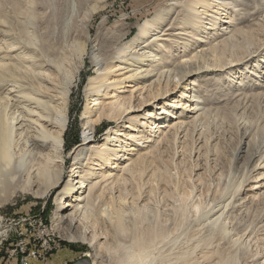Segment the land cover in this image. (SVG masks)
<instances>
[{
  "label": "bare ground",
  "instance_id": "bare-ground-1",
  "mask_svg": "<svg viewBox=\"0 0 264 264\" xmlns=\"http://www.w3.org/2000/svg\"><path fill=\"white\" fill-rule=\"evenodd\" d=\"M231 1L236 0H171L144 22L129 44L91 48L96 74L85 86L90 102L83 112L82 140L66 156L73 158L66 175L65 134L77 74L66 65L64 49L46 46L52 30L42 34L37 0L23 1L14 21L0 23V194L20 191L43 199L55 193L54 227L65 240L90 245L98 264H238L233 244L250 241L254 231L235 220L240 199L224 198L226 205L194 215L187 251L167 244V253H161L172 232L143 216L140 202L122 190L144 171L151 173L155 155L175 132L184 134L205 117L207 104L193 81L209 70L200 60L213 55L211 39H221L227 31ZM72 6L73 11L79 8ZM199 44L201 49H195ZM178 47L188 55L176 59L172 49ZM255 53L221 64L225 59H217L213 66L220 69L214 70L230 74L260 54ZM177 95L181 101L168 104ZM167 107L181 112L175 116ZM104 120L115 126L97 142V127ZM254 169L264 170V157ZM253 182L252 202L264 198V174ZM231 204V213H220ZM127 238L131 242L124 244ZM110 240L118 246L113 254L124 253L121 259L98 251L97 242L103 246Z\"/></svg>",
  "mask_w": 264,
  "mask_h": 264
},
{
  "label": "rangeland",
  "instance_id": "rangeland-1",
  "mask_svg": "<svg viewBox=\"0 0 264 264\" xmlns=\"http://www.w3.org/2000/svg\"><path fill=\"white\" fill-rule=\"evenodd\" d=\"M23 1L26 0H0V23L8 19L14 21L19 11L23 10ZM37 2L38 17L44 19L41 22L42 34L47 28L50 32L52 30V35L50 33L46 37V46L64 49L68 60L66 65H71L68 68L77 74L65 134L66 157L82 140L83 112L90 102L85 97V86L89 78L96 74V64L89 58L91 48L129 44L144 22L166 8L171 0ZM74 3L79 7L76 11H73ZM230 7L232 21L228 20L231 23L224 26L226 34L223 32L217 42L211 39L213 44L210 41L208 49L214 46L213 55L200 60L209 70L193 81L207 104L205 117L184 134L175 132L155 155L151 173L144 171V175L137 176L134 183H124L122 190L127 198L140 202L139 210L143 216L147 214L168 233L172 232L161 253H167V244L187 251L194 237L190 225L194 215L218 208L224 203V198L240 199L235 220L251 229L253 227L254 231L250 241H236L232 251H235L238 264H264V198L259 197L253 202L248 198L255 196L250 191L254 182H250L264 174V170L254 169L264 157V52L261 49L264 43V0L231 1ZM66 46H69L68 49ZM198 46L202 47L199 44L194 48ZM179 47L172 49L173 53L176 50V59L188 55ZM255 52L262 53L238 65L230 74L214 70L220 69L213 66L217 59H225L218 62L221 64L242 60ZM177 97L179 95L173 96L168 104L175 101L178 104L181 99ZM166 109L176 112L175 116L181 112L180 109ZM111 126L114 127L115 123L104 120L97 127V142L102 141ZM76 138H79L78 142H75ZM72 161V157H66L63 174H67ZM57 205L53 192L43 199L20 191L13 196L0 194V264H77L87 260L99 263L90 245L69 242L54 227ZM232 207L233 204L227 209L222 208L220 213L229 214ZM130 215L134 218L140 214L132 212ZM169 217L172 219L169 220ZM109 237L112 235L109 234ZM127 239L124 244L131 242V238ZM98 242L96 245L100 253H108L115 260L124 255L123 252L113 254L112 249L118 248L116 241L110 240L103 246H99Z\"/></svg>",
  "mask_w": 264,
  "mask_h": 264
},
{
  "label": "trees",
  "instance_id": "trees-1",
  "mask_svg": "<svg viewBox=\"0 0 264 264\" xmlns=\"http://www.w3.org/2000/svg\"><path fill=\"white\" fill-rule=\"evenodd\" d=\"M79 141V138H76L75 142H78Z\"/></svg>",
  "mask_w": 264,
  "mask_h": 264
}]
</instances>
